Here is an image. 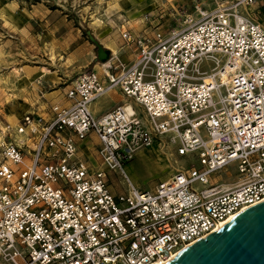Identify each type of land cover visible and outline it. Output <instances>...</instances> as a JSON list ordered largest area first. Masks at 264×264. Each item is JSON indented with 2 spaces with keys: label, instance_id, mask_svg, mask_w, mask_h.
Wrapping results in <instances>:
<instances>
[{
  "label": "built area",
  "instance_id": "obj_1",
  "mask_svg": "<svg viewBox=\"0 0 264 264\" xmlns=\"http://www.w3.org/2000/svg\"><path fill=\"white\" fill-rule=\"evenodd\" d=\"M258 0L196 6L180 28L133 33L68 83L67 105L25 112L0 141V264H164L264 199V21ZM144 15L142 22H148ZM204 63L207 65L205 69ZM111 92L122 104L96 113ZM93 134L95 162L79 142ZM168 140L198 166L152 190L125 172L136 152ZM234 166L237 181L219 183ZM126 190L113 193L109 173Z\"/></svg>",
  "mask_w": 264,
  "mask_h": 264
},
{
  "label": "rangeland",
  "instance_id": "obj_2",
  "mask_svg": "<svg viewBox=\"0 0 264 264\" xmlns=\"http://www.w3.org/2000/svg\"><path fill=\"white\" fill-rule=\"evenodd\" d=\"M212 2L0 0V141L6 123L13 124L25 112L33 110L36 79L57 80L55 82H60L57 86L64 87L78 72L100 63L97 45L90 36L110 51V57L113 53L119 56V49L125 47L120 36L122 25L133 33L146 30L149 34L157 31L166 34L180 28L185 15L193 14L196 6L204 9ZM144 15L151 19L135 22ZM206 66L204 63L205 69ZM105 102L107 106L116 105L111 99ZM192 165L198 166L197 155L179 156L176 146L164 139L138 150L124 169L137 188L152 190L175 170ZM217 180L225 185L234 184L237 181L235 167L221 171ZM108 181L113 193L126 190V182L118 173H109Z\"/></svg>",
  "mask_w": 264,
  "mask_h": 264
},
{
  "label": "water",
  "instance_id": "obj_3",
  "mask_svg": "<svg viewBox=\"0 0 264 264\" xmlns=\"http://www.w3.org/2000/svg\"><path fill=\"white\" fill-rule=\"evenodd\" d=\"M96 45L98 60L106 63L110 51L98 42ZM164 264H264V199L198 238Z\"/></svg>",
  "mask_w": 264,
  "mask_h": 264
},
{
  "label": "crops",
  "instance_id": "obj_4",
  "mask_svg": "<svg viewBox=\"0 0 264 264\" xmlns=\"http://www.w3.org/2000/svg\"><path fill=\"white\" fill-rule=\"evenodd\" d=\"M130 1L136 2L137 4L142 3L143 1H146L147 2L146 4L148 3L150 4L154 0H130ZM212 1L213 2L211 4L208 3L209 7H204V9L213 8L219 0H212ZM165 2H167V0H165ZM201 8H203V6H201ZM257 9L259 11V15H261V20L264 21V0L257 1ZM135 18L136 17H134V19ZM138 21H141V19H138L135 22L138 23ZM119 53H120L119 56L122 61L130 62L136 56V49L133 46H125L119 49ZM93 68L101 72V63L97 62V64H94ZM55 81L54 80L46 81L41 77L36 79V83L34 84L35 103L32 105L33 110H28V111H33V112H37L40 114H46L50 111V107L54 103H61L64 105H67L69 103V101L65 97V91L67 89L68 84L65 85L64 87H59L57 86V84H59L60 82H55ZM104 97L100 98L97 102L93 104L92 108L95 110L96 113L105 111L104 109L107 110V109L112 108L111 105L107 106L105 102L107 99H111L112 101L116 103V105L122 104L126 101V98L120 92H111ZM96 143H97V139L93 134H90L87 138L79 142L81 151L92 162H95L94 158L97 157L95 149H94V144Z\"/></svg>",
  "mask_w": 264,
  "mask_h": 264
},
{
  "label": "bare ground",
  "instance_id": "obj_5",
  "mask_svg": "<svg viewBox=\"0 0 264 264\" xmlns=\"http://www.w3.org/2000/svg\"><path fill=\"white\" fill-rule=\"evenodd\" d=\"M52 60L55 61V57H52ZM152 144H154V143H151L150 145H152ZM150 145H149V146H150ZM147 147H148V146H147ZM226 222H227V221L222 222V223L220 224V226H223ZM174 256H176V255H173V257H174ZM173 257H172V258H173Z\"/></svg>",
  "mask_w": 264,
  "mask_h": 264
},
{
  "label": "trees",
  "instance_id": "obj_6",
  "mask_svg": "<svg viewBox=\"0 0 264 264\" xmlns=\"http://www.w3.org/2000/svg\"><path fill=\"white\" fill-rule=\"evenodd\" d=\"M90 40H91L93 43L97 44V41L93 38V36H90Z\"/></svg>",
  "mask_w": 264,
  "mask_h": 264
}]
</instances>
